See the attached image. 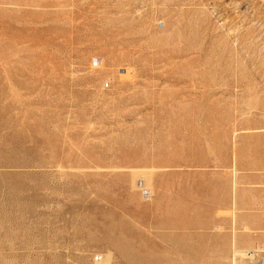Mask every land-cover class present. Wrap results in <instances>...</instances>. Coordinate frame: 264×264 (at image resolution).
<instances>
[{
	"label": "rangeland",
	"instance_id": "1",
	"mask_svg": "<svg viewBox=\"0 0 264 264\" xmlns=\"http://www.w3.org/2000/svg\"><path fill=\"white\" fill-rule=\"evenodd\" d=\"M0 264H264V0H0Z\"/></svg>",
	"mask_w": 264,
	"mask_h": 264
},
{
	"label": "bare ground",
	"instance_id": "2",
	"mask_svg": "<svg viewBox=\"0 0 264 264\" xmlns=\"http://www.w3.org/2000/svg\"><path fill=\"white\" fill-rule=\"evenodd\" d=\"M243 252V251H242ZM244 254V253H243Z\"/></svg>",
	"mask_w": 264,
	"mask_h": 264
}]
</instances>
